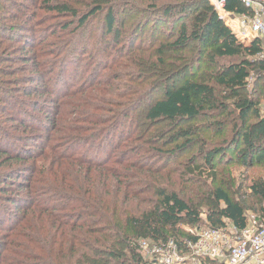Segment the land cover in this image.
<instances>
[{"label":"trees","instance_id":"obj_1","mask_svg":"<svg viewBox=\"0 0 264 264\" xmlns=\"http://www.w3.org/2000/svg\"><path fill=\"white\" fill-rule=\"evenodd\" d=\"M61 1L41 0L33 20L44 11L76 20L80 29L104 15L106 34L118 41L124 30L117 31L116 21L125 10V18H135L130 24L139 42L109 74L95 69L89 86L53 98L49 125L36 127L47 131L40 151L12 148L0 138V192L24 191L0 195V256L9 252L18 263L2 262L149 264L141 241L161 247L172 242L175 251L190 252L198 237L181 226L218 229L226 220L240 231L246 212L255 210L263 222L264 177L253 176L245 185L230 169L264 168V40L239 42L208 0ZM224 11L233 18L252 15L241 0H224ZM143 15L148 22L141 21ZM146 22H152L149 31ZM48 37L29 43L33 57L23 58L30 71L26 83L43 86L18 91L24 98L42 94L23 105L43 103L51 94L55 73L45 66L52 61L41 62L38 55L46 52ZM203 62L202 75L195 73ZM253 72L259 99L246 96ZM161 88V97L139 111L137 123L138 107ZM0 101L28 129L15 99L0 95ZM133 141L146 148L138 151ZM15 176L25 181H13Z\"/></svg>","mask_w":264,"mask_h":264},{"label":"rangeland","instance_id":"obj_2","mask_svg":"<svg viewBox=\"0 0 264 264\" xmlns=\"http://www.w3.org/2000/svg\"><path fill=\"white\" fill-rule=\"evenodd\" d=\"M64 1L65 0H62L61 3H64ZM159 1L167 3V0ZM208 1L213 4L212 0ZM40 2L41 0H0V95H6L7 98L11 97L12 99H15L19 111L22 112L19 115L29 119V123H27L29 127L28 129H24L23 122L19 120H13V115H16V112L14 111L15 109L9 108L10 106H8V104L2 103L0 101V138L12 143V148L16 147L15 145H17V147H25L29 153L40 151L45 145L47 131L42 132L36 127L41 128L40 125H49L50 119L53 116L52 111H50V107L52 108L55 106V103L51 102L53 98L56 100L63 99L64 97L70 95L69 93L89 86V79L93 70L95 69H99V75L109 74V67L115 61L122 60V53L130 50L131 47H134L137 42H139V40L136 39V34L132 33L134 28L130 24L134 22L135 18H130L129 16L125 18V14L123 13L125 10H121L122 12H120V18L116 21V27L118 29L117 31L122 33L124 30L123 35L118 39V41H115L110 32H107L106 34L104 15H98L94 18H91L87 22L86 26H82L80 29L77 27L78 24L76 20H71V18H64V16H59L54 13H48L44 11L38 12V15L33 20L32 14L35 9L34 7L40 4ZM141 19V21H144L145 23V21L148 22L150 18H147L146 15H143ZM227 19L223 21L229 26ZM147 22L145 28L149 31L152 26V22L149 24H147ZM71 23L74 24L71 25ZM68 25H70L68 30H64V28ZM168 31V27L163 30V32L167 34ZM104 34L105 37H103ZM145 34H147V32H145ZM158 34L157 37H162L161 32L159 35ZM42 36H49L46 41V52L48 54L46 55V52H38V55L41 62L48 60L52 61L51 63H47L45 68L51 69V71L53 69V72L55 73V83L53 82L52 87L49 85L51 94L42 98L43 103L41 102L40 104H36L35 101L37 96L41 97L42 94L24 98L23 92L20 93L18 91L22 90L26 85L43 87L42 84L37 82L26 83V76L30 73V71L28 70L29 67L23 62V58L25 56L30 58V56H32L31 54L33 53V50L28 46L29 43L37 41V39ZM118 42L119 44H117ZM24 45H26L25 50H23L25 47ZM38 51H40V48H38ZM83 52L86 53L84 56L81 55ZM67 62L71 63H69L67 66L65 75L60 74L61 69L65 67L64 65ZM123 62H125V60ZM231 62H234V60H222L220 61V64H228ZM204 69L205 63L203 62L197 66V69L194 72L196 73L199 70L198 74L202 75ZM51 77L52 75H50V78ZM256 82L257 75L255 72H253L251 73V78L249 81L250 85L246 93L247 97L250 98L251 96L253 98L259 99V91H261L260 89L257 93L253 94L255 88H258L259 86L256 84ZM161 94L162 88L151 94L146 99V101L138 107V110L134 115L137 123H141L138 117L139 111H142L147 104L152 103L155 99L160 98ZM31 99H35V101L28 102L26 105L21 103L23 101H30ZM72 99H74V97ZM1 105H4V111ZM262 109H264V99L261 102L260 111ZM33 119H38V122ZM127 131L128 130L125 132ZM135 137L138 136L136 135ZM132 145H134L137 150L139 147H142L143 149L146 148V146L142 145L141 142L139 143V141H133ZM85 147L90 148L92 147V144H88ZM80 151H83V146L80 147ZM139 157L140 156L136 155L133 156L132 159L137 160ZM224 159L228 160L231 159V157L228 154V156ZM185 160L186 158H182L180 162ZM3 169H5V167H2L0 172ZM230 170L236 174L235 177H238V183H244L245 185H248L250 178L253 176L260 175L264 177V168L261 167H254L244 170L243 168L235 166L231 167ZM13 181L20 182L25 180L15 176ZM16 189L17 188L5 190L0 192V195L18 196L24 193V191L22 192L21 190L18 191ZM257 206L256 209H259ZM262 206H264V202ZM7 207L13 211L10 206ZM246 216L248 217V220L249 218L252 220L253 217L259 222L261 221L260 212L257 210L247 211ZM200 217L203 221L206 220L207 214L205 210L202 211ZM224 223L225 228L231 226V223L226 220H224ZM181 227L185 231L196 236L206 230L213 229L209 228L206 224L204 225V223L199 227ZM4 233L5 232H0L1 244H5V241L1 239ZM146 244V250L140 249L144 260L149 264H159L157 261H155L156 257L151 254V250L155 247L161 246H156L149 241H146ZM1 251L2 250L0 249V252ZM189 255L190 252L179 253L177 251H173V257L175 258H187ZM5 258L14 261V257L11 256L9 252H3L2 256H0V264H4L2 261H4Z\"/></svg>","mask_w":264,"mask_h":264},{"label":"built area","instance_id":"obj_3","mask_svg":"<svg viewBox=\"0 0 264 264\" xmlns=\"http://www.w3.org/2000/svg\"><path fill=\"white\" fill-rule=\"evenodd\" d=\"M241 1L252 11L251 16L233 18L224 11V0H212V5L222 20L228 18L230 25L225 24L239 42L264 40V0ZM261 114L264 115V109ZM197 237V241L189 245L187 258L173 257L176 248L172 242L166 247H155L151 254L159 264H264V221L259 222L253 217L248 220L247 217L243 230L239 231L233 225L223 226L206 230ZM140 249H147L145 241L140 242Z\"/></svg>","mask_w":264,"mask_h":264},{"label":"bare ground","instance_id":"obj_4","mask_svg":"<svg viewBox=\"0 0 264 264\" xmlns=\"http://www.w3.org/2000/svg\"><path fill=\"white\" fill-rule=\"evenodd\" d=\"M228 24L230 25V22H228ZM232 28H235V26H234V25H232Z\"/></svg>","mask_w":264,"mask_h":264}]
</instances>
